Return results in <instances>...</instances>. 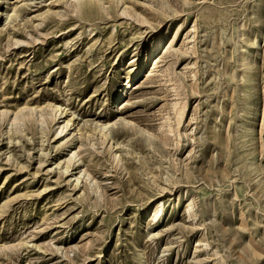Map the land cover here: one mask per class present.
I'll return each mask as SVG.
<instances>
[{"label":"rangeland","instance_id":"obj_1","mask_svg":"<svg viewBox=\"0 0 264 264\" xmlns=\"http://www.w3.org/2000/svg\"><path fill=\"white\" fill-rule=\"evenodd\" d=\"M0 264H264V0H0Z\"/></svg>","mask_w":264,"mask_h":264},{"label":"bare ground","instance_id":"obj_2","mask_svg":"<svg viewBox=\"0 0 264 264\" xmlns=\"http://www.w3.org/2000/svg\"><path fill=\"white\" fill-rule=\"evenodd\" d=\"M102 5V4H101ZM156 40V45H155V47H157L158 46V42L160 41L161 42V39H159V38H157V39H155ZM54 112L55 113H57V114H59V115H61L62 114V112H61V109H60V107H56V108H54ZM68 121V120H67ZM66 121V122H67ZM67 123H69V121L67 122ZM101 130V129H100ZM108 136V135H107ZM104 137L106 138V135H104Z\"/></svg>","mask_w":264,"mask_h":264}]
</instances>
